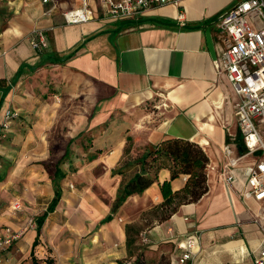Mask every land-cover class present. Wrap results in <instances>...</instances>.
Returning a JSON list of instances; mask_svg holds the SVG:
<instances>
[{"label":"crops","instance_id":"obj_1","mask_svg":"<svg viewBox=\"0 0 264 264\" xmlns=\"http://www.w3.org/2000/svg\"><path fill=\"white\" fill-rule=\"evenodd\" d=\"M87 1L94 18L67 24L63 13L81 7V0H0V123L7 110L22 113L28 77L48 69L61 94L87 100L81 127L87 150L71 157L69 151L68 165H79L63 169L61 197L39 232L28 222L33 216L37 224L54 196L50 175L38 165L50 159L51 144L43 133L21 137L15 154L13 142H0V231L22 232L0 249L1 264H31L36 238L39 264L47 259L53 264H118L128 255L126 226L145 248V264L176 263L177 242L193 231L200 238L193 258L184 264H255L264 249V202L241 197L248 188L241 173L253 158L240 162L232 189L220 177L227 159L224 147L230 148V157L244 154L238 149V96L221 67L223 34L217 23L233 0H182L179 8L159 6L117 22L101 18L108 0ZM180 11L182 22L177 20ZM33 33L41 34L40 49L30 43ZM49 56L59 61L49 62ZM44 79L47 85V74ZM154 97L169 104L157 117L146 111ZM17 118L9 121L10 130L0 124V139L12 133ZM127 136L135 148L173 137L197 143L209 159L207 192L161 221L159 185L169 179V171L162 169L155 183L129 196L105 221L121 181L111 172L123 157ZM185 179L171 181L172 191Z\"/></svg>","mask_w":264,"mask_h":264},{"label":"built area","instance_id":"obj_2","mask_svg":"<svg viewBox=\"0 0 264 264\" xmlns=\"http://www.w3.org/2000/svg\"><path fill=\"white\" fill-rule=\"evenodd\" d=\"M51 1L53 0H42L43 3ZM181 1L108 0L103 2L101 18L107 22L124 21L159 6L171 5L179 8ZM81 4L80 8L63 13L67 24L83 23L94 18L88 1L81 0ZM183 17L184 14L180 11L177 20L182 22ZM217 23L223 34L221 67L238 96L235 116L245 148V153L240 157H230V148H223L227 159L221 166L220 177L227 188L232 189L235 171L240 162L244 157L253 158L241 173L248 187L241 197L245 200L264 202V142L255 123L264 122V0H233L231 7L219 14ZM30 43L33 48L40 49L41 34L33 33ZM15 115L14 112L5 111L1 126L6 129ZM257 153H261V157H254ZM11 208H17L16 203ZM28 226L35 228L36 224L30 220ZM21 234V231L3 228L0 231V249L10 246ZM199 238V233L193 231L177 242L180 254L174 264H184L193 258V249ZM254 263L264 264V249L255 256Z\"/></svg>","mask_w":264,"mask_h":264},{"label":"trees","instance_id":"obj_3","mask_svg":"<svg viewBox=\"0 0 264 264\" xmlns=\"http://www.w3.org/2000/svg\"><path fill=\"white\" fill-rule=\"evenodd\" d=\"M49 62L57 63L59 60L53 56L47 57ZM5 87L3 88V90ZM5 91V90H4ZM3 91V92H4ZM72 139L68 141L63 155L51 165L47 162L40 163L45 165L51 178L54 196L48 204L43 216L39 218L36 224L37 232L47 213L52 212L61 197L60 181L65 177L62 164L68 159L69 145ZM240 153H245V148L241 142L238 145ZM132 152L135 154L132 155ZM209 163L208 156L203 149L195 142L183 138H167L155 145L144 144L139 148H135L133 139L126 137V143L123 150V157L119 161L112 175H119L121 181L116 190L115 198L112 202L110 215L105 221L111 219L112 214L123 205L126 199L132 195H140L153 183L158 180V173L162 169L169 171V179L163 181L159 185L161 197L163 201L158 206L157 211L160 214V220L168 219L174 214L178 207L183 204H189L198 201L207 192V165ZM185 176L184 185L177 191H172L171 181ZM4 176L0 175V181ZM126 245L128 249L127 259L117 261L118 264H145L144 257L145 248L136 244L135 234L131 231L130 226L125 227ZM37 245V238L33 242L32 251L30 253L31 264H39V260L34 255V247ZM134 256V260L130 259ZM161 264H170V259L163 261ZM45 264H53L52 260H45Z\"/></svg>","mask_w":264,"mask_h":264},{"label":"rangeland","instance_id":"obj_4","mask_svg":"<svg viewBox=\"0 0 264 264\" xmlns=\"http://www.w3.org/2000/svg\"><path fill=\"white\" fill-rule=\"evenodd\" d=\"M46 74L48 79L47 85L44 84V76ZM50 75V69H48L45 73L38 75V77L36 75L28 77L26 87L29 89V93L25 98L22 97L24 99L22 100V105H24L22 113H17L14 116L18 118L14 120L12 133L5 134L0 139V142L4 140H8L9 143L13 142L16 154L20 147L18 139L21 137L23 139L25 136L30 135L36 137L43 133L45 140H48L51 144L52 155L50 159L45 161L51 167L56 162L55 158L62 153L69 139H72L70 157L73 156V153L87 150V135L81 136L84 132L81 131V127L84 126L87 120V111H85L87 109V100L84 95L72 98L61 94L51 83ZM21 89L24 91V86H21ZM168 107V102L163 100L162 97H154L150 106L146 107V111L150 116L157 117ZM25 108H27L26 111ZM255 123L264 142V122L256 121ZM8 127L10 130V125ZM9 135L12 136L11 139L8 138ZM133 154L135 152H132ZM71 163L72 165L69 166L66 161L62 164V169L73 170L75 169L74 164L79 165V162L71 161ZM44 166L43 168L47 173L49 170H52L51 168L45 169ZM31 218L34 221V217L31 216Z\"/></svg>","mask_w":264,"mask_h":264}]
</instances>
